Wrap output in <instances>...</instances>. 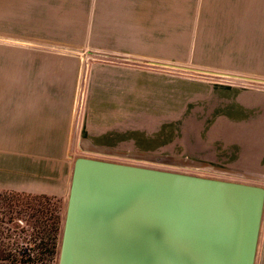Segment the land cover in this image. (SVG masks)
<instances>
[{
  "label": "crops",
  "instance_id": "1",
  "mask_svg": "<svg viewBox=\"0 0 264 264\" xmlns=\"http://www.w3.org/2000/svg\"><path fill=\"white\" fill-rule=\"evenodd\" d=\"M82 44L90 67L69 52ZM181 64L264 79V0H0V192L66 197L78 153L259 178L264 85L174 74ZM134 121L171 122V154L133 150Z\"/></svg>",
  "mask_w": 264,
  "mask_h": 264
},
{
  "label": "water",
  "instance_id": "2",
  "mask_svg": "<svg viewBox=\"0 0 264 264\" xmlns=\"http://www.w3.org/2000/svg\"><path fill=\"white\" fill-rule=\"evenodd\" d=\"M263 211L258 184L78 156L58 264H254Z\"/></svg>",
  "mask_w": 264,
  "mask_h": 264
},
{
  "label": "rangeland",
  "instance_id": "3",
  "mask_svg": "<svg viewBox=\"0 0 264 264\" xmlns=\"http://www.w3.org/2000/svg\"><path fill=\"white\" fill-rule=\"evenodd\" d=\"M83 45V44H82ZM85 45V44H84ZM81 46L79 48H69V52L74 50L78 55L82 56V61L85 67H90L95 60L98 59L97 53L93 52L88 46ZM111 61H118L109 59ZM124 61V60H122ZM141 66H153L155 64H147L136 61H125ZM157 67L166 72L171 68L158 64ZM173 68L174 74L186 77H195L202 80L213 79L219 82H237L244 85H264V79L241 77V76H227L225 74H211L205 72L203 69L194 68V66L177 65ZM77 113V128L81 125L82 118H85L90 111V108L83 104L79 105ZM142 111L145 108H133L136 112ZM152 115H155L156 108H146ZM149 113V114H150ZM89 117V116H87ZM144 119V117H137ZM150 118V117H149ZM185 125L187 129L194 128L195 124L180 123V128ZM132 126V149L133 150H149L151 152H163L171 154V139L173 137L171 122H147L134 121ZM175 126V124H174ZM193 131V130H192ZM75 131V135H76ZM181 134V132H180ZM82 142V138H75L72 140L73 146ZM78 156H87L93 158H100L115 162L144 165L168 170H175L181 172H188L201 176L214 177L226 180L241 181L246 183L258 184L264 187V172H261L259 178H254L248 172H227V171H211V170H179L176 166L168 162H156L151 160H143L135 156H119V155H98L78 153L71 154L69 157L74 159ZM234 173V174H233ZM254 174V172H253ZM251 175V176H250ZM258 175V174H257ZM236 179V180H235ZM32 195V194H29ZM68 196V194H67ZM66 197L53 196V198H37L34 199L24 193L22 196H17L15 192H0V264H58V255L52 262H49L44 253L45 239L44 232L46 226L50 224L48 219L49 213L59 212L62 217V226L64 214L66 210ZM48 209V216L43 215L38 209L46 211ZM61 237V236H60ZM61 240V239H60ZM60 246V245H59ZM21 251H25V255H21ZM254 264H264V211L259 232L258 244L256 249V256Z\"/></svg>",
  "mask_w": 264,
  "mask_h": 264
},
{
  "label": "trees",
  "instance_id": "4",
  "mask_svg": "<svg viewBox=\"0 0 264 264\" xmlns=\"http://www.w3.org/2000/svg\"><path fill=\"white\" fill-rule=\"evenodd\" d=\"M17 196H22L24 193L21 192H15ZM28 196L37 199V198H53V196H46V195H39V194H32ZM40 213H42L45 216H48V209L46 208V211L43 209H38ZM49 220H51L48 227L46 226L45 232H44V239H45V249L44 253L46 254L49 262H52L57 255H59V245H60V239H61V232H62V217L59 212H51L49 213ZM22 256L25 255V251L20 252Z\"/></svg>",
  "mask_w": 264,
  "mask_h": 264
}]
</instances>
